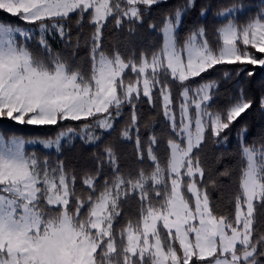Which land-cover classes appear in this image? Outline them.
<instances>
[{
    "label": "snow or ice",
    "instance_id": "snow-or-ice-1",
    "mask_svg": "<svg viewBox=\"0 0 264 264\" xmlns=\"http://www.w3.org/2000/svg\"><path fill=\"white\" fill-rule=\"evenodd\" d=\"M165 3L0 0V11L19 21H0V122L60 129L32 137L0 130V264H264V134L248 142L241 126L238 162L218 173L238 171L229 212L216 209L219 181L203 158L208 142L226 144L256 103L241 88L217 105L221 80L203 74L221 66V79L231 80L264 68V8L249 15L242 3L222 5L212 39L205 24L181 37L197 7L181 0L147 24L158 43L106 46L109 25L135 37ZM209 11L201 6L199 15ZM142 103L159 104L166 132L144 135ZM118 127V139L133 145L134 170L107 139ZM75 140L95 149L81 169L61 158Z\"/></svg>",
    "mask_w": 264,
    "mask_h": 264
},
{
    "label": "trees",
    "instance_id": "trees-1",
    "mask_svg": "<svg viewBox=\"0 0 264 264\" xmlns=\"http://www.w3.org/2000/svg\"><path fill=\"white\" fill-rule=\"evenodd\" d=\"M181 0H167V3L161 4L151 12L149 20H146L143 28L138 29L135 37H129L127 32H118L112 25H109L105 33V44L111 48L114 45L119 46L121 49L132 48L139 46H152L159 42L160 36L157 32L151 31L147 28L149 22L159 24L162 20L163 13L180 3ZM229 3H242L246 8H250L252 11L249 15L255 14L260 8H264V0H197V7L195 10L189 12L184 18V23L181 28V37L196 24H205L208 29L209 38L214 37V29L216 26L215 13L218 9L225 4ZM208 6L210 11L207 13V17H201L199 15L200 7ZM242 17L241 19H244ZM0 21H11L13 23H19L17 18L10 16L3 11H0ZM73 35H76L77 28L75 21L72 22ZM84 34L90 31L87 23L84 24ZM53 47L57 51L63 50V44L57 38L53 42ZM66 54L70 55V51ZM80 57L85 55L84 49H81L78 53ZM229 68L235 66H228ZM228 68L217 66L216 70H210L209 73L203 74L205 79H218L221 80L219 87V94L216 97V104L222 105L228 101V99L235 97L239 94L241 88H243L248 95L256 100L254 106L248 110L242 117L234 124L232 129L228 132V142L226 144L217 145L212 141H209L203 158L209 168L212 169V178L218 179L220 187L212 190V198L215 202L216 209L220 213H226L231 211V205L228 203L232 195L235 193L238 186V171L233 172L232 177L218 176L219 172H223L226 167H234L239 159V142L238 133L243 125H247L249 131L246 137L248 142L258 140L262 134H264V111L259 107V97L264 95V68H256L254 77H247L241 75L240 77H234L231 80H222L223 71ZM140 123L144 131V135L147 136L149 127H154L157 133H164L167 131L164 118L159 109V104L155 108L147 103H142L139 108ZM129 119V111L125 109L124 116L120 120V126L124 125ZM76 126V125H73ZM148 126V127H145ZM0 130L5 133L16 132L22 134L25 137L32 136H55L59 128L55 126H20L9 121L0 122ZM119 127L117 132H114L112 136L107 137L112 141L120 154L121 165L126 170H134L137 167V163L133 154V145L129 142H121L118 139ZM95 149L82 143L80 140H75L72 143H65L62 149L61 158L66 163L77 169L87 167L91 163V153ZM55 157V153H53ZM126 209L129 214L134 216L136 213V204L134 201L129 202L126 205ZM264 230V224L261 225Z\"/></svg>",
    "mask_w": 264,
    "mask_h": 264
}]
</instances>
